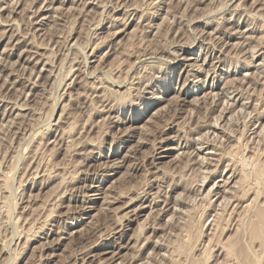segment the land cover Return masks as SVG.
Wrapping results in <instances>:
<instances>
[{
  "label": "rangeland",
  "instance_id": "rangeland-1",
  "mask_svg": "<svg viewBox=\"0 0 264 264\" xmlns=\"http://www.w3.org/2000/svg\"><path fill=\"white\" fill-rule=\"evenodd\" d=\"M0 62V264H264L228 219L264 169V0H0Z\"/></svg>",
  "mask_w": 264,
  "mask_h": 264
},
{
  "label": "bare ground",
  "instance_id": "bare-ground-1",
  "mask_svg": "<svg viewBox=\"0 0 264 264\" xmlns=\"http://www.w3.org/2000/svg\"><path fill=\"white\" fill-rule=\"evenodd\" d=\"M20 2H18L17 4H19ZM61 3H63V2H61ZM92 4V3H91ZM51 6V5H50ZM62 6H64V5H62ZM17 8V7H16ZM8 10V9H7ZM14 10V9H13ZM49 10V9H48ZM39 11H40V9H39ZM56 11H59L58 10V8H57V10ZM56 11H55V13H56ZM102 11H104V10H102ZM11 12V11H10ZM37 12V11H36ZM105 12V11H104ZM108 12V11H107ZM15 13H17V12H15ZM128 13V12H127ZM13 14V13H12ZM34 16V15H33ZM32 17V16H31ZM44 18H46V17H44ZM31 19V18H30ZM40 19V18H39ZM47 19V18H46ZM11 20V19H10ZM10 22V21H9ZM8 22V23H9ZM33 22V21H32ZM35 22V21H34ZM126 23V22H125ZM7 24V23H6ZM11 24V23H10ZM32 24V23H31ZM46 24V23H45ZM14 25V24H13ZM8 26H10V25H8ZM32 25H30V27H31ZM34 26V25H33ZM207 26V25H206ZM35 27V26H34ZM18 28V27H17ZM16 29V28H15ZM17 30H19V29H17ZM13 31V30H12ZM11 31V32H12ZM20 31V30H19ZM220 32V31H219ZM118 34V33H117ZM17 35V34H16ZM19 35H20V33H19ZM28 35V34H27ZM27 35H25L26 37H27ZM15 36V35H14ZM11 38V37H10ZM25 38V37H24ZM32 38H34L35 39V37H32ZM22 39H23V37H22ZM16 40V39H15ZM21 40V39H20ZM19 40V41H20ZM27 40V39H26ZM25 40V41H26ZM32 40V39H31ZM28 41V40H27ZM21 42V41H20ZM28 43V42H27ZM30 43V42H29ZM19 44V43H18ZM25 45V44H24ZM29 45V44H28ZM25 46H27V44L25 45ZM190 46H192V45H190ZM38 48V47H37ZM40 48V47H39ZM38 48V49H39ZM253 48H251V50H252ZM256 49V48H255ZM32 50V49H31ZM5 52H6V50H5ZM25 52V50H23V53ZM27 52V51H26ZM250 52V51H249ZM251 52H255L254 50H252ZM28 53H29V51H28ZM30 53H32V52H30ZM4 54V53H3ZM11 54V53H10ZM34 54V53H33ZM39 54V53H38ZM256 54V53H255ZM254 54V55H255ZM37 55V54H36ZM19 56H21V55H19ZM28 56V55H27ZM35 56V55H34ZM46 57V56H45ZM49 57V56H48ZM21 58V57H20ZM25 59V58H24ZM35 59V58H34ZM42 59V58H41ZM175 59V58H174ZM28 60V59H27ZM38 60V59H37ZM40 60V59H39ZM46 60L48 61V59L46 58ZM51 60V59H50ZM184 60H186V59H184ZM254 60V59H253ZM24 61V60H23ZM88 61V60H87ZM19 62V61H18ZM31 62V61H30ZM34 62V61H33ZM49 62V61H48ZM146 62V61H145ZM153 62V61H152ZM1 63V62H0ZM37 63H38V61H37ZM44 63V62H43ZM222 63V62H221ZM23 64V63H22ZM46 64V63H45ZM45 64H43V67H44V65ZM87 64V63H86ZM251 64V63H250ZM35 65V64H34ZM49 65V67L51 66V64H48ZM261 65V64H260ZM15 66V65H14ZM37 66V65H36ZM35 66V67H36ZM53 66V65H52ZM87 67V66H86ZM89 67V66H88ZM190 67V66H189ZM263 67V66H262ZM7 68H8V66H7ZM148 68V67H147ZM151 68H152V65H151ZM257 68V67H256ZM55 69V68H54ZM259 69V68H258ZM43 71V70H42ZM45 71V70H44ZM50 71V70H49ZM264 71V70H263ZM214 72V71H213ZM51 74V73H50ZM49 75V74H48ZM209 75V74H208ZM41 76V75H40ZM53 76V75H52ZM56 76V78H57V74L55 75ZM54 76V77H55ZM104 76V75H103ZM106 76V75H105ZM107 77V76H106ZM247 77V78H246ZM246 79H248V75H246ZM262 77H264V76H262ZM47 78V77H46ZM261 78V77H260ZM50 79V78H49ZM55 79V78H54ZM46 80H44V82H45ZM111 83H112V81H110ZM41 83V82H40ZM43 83V82H42ZM55 83V82H54ZM91 83V82H90ZM95 83V82H94ZM35 84V83H34ZM249 84V83H248ZM54 85V84H53ZM28 86V85H27ZM92 86V85H91ZM118 86H120V85H118ZM186 86V85H185ZM41 87V86H40ZM66 87H68V86H66ZM93 87V86H92ZM100 87V86H99ZM91 88V87H90ZM98 88V87H97ZM30 89V88H29ZM93 89V88H92ZM95 89V88H94ZM237 93V92H236ZM118 94V93H117ZM125 94V93H124ZM210 94H212V93H210ZM232 94V93H231ZM28 95V94H27ZM121 95H122V93H121ZM29 96V95H28ZM220 98V97H219ZM229 99V98H228ZM231 99V98H230ZM229 99V100H230ZM220 100V99H219ZM250 100V99H249ZM2 102V101H1ZM212 102H214L213 100H212ZM225 102V101H224ZM163 102H160V104H157V107H160V105H163L162 104ZM226 103V102H225ZM229 103V102H228ZM8 104V103H7ZM16 105V104H15ZM232 105V104H231ZM24 106V105H23ZM223 106V105H222ZM233 106H235L234 104H233ZM15 107V106H14ZM16 107H17V105H16ZM15 107V108H16ZM52 107V106H51ZM54 107H55V105H54ZM155 108V109H158V108ZM225 107H226V104H225ZM232 107V106H231ZM231 107H229V108H231ZM245 107V106H244ZM19 108V107H18ZM20 108H21V106H20ZM26 109V108H25ZM52 109V108H51ZM50 109V110H51ZM154 109V110H155ZM161 109V108H160ZM160 109L159 110H157V112H161L160 111ZM235 109V108H234ZM245 109H247V108H245ZM18 110H20V109H18ZM28 110V109H27ZM224 110V109H223ZM225 111H226V109H225ZM5 112V111H4ZM29 112V111H28ZM63 112V111H62ZM156 112V113H157ZM229 112V111H228ZM227 112V113H228ZM232 112V111H231ZM244 112V111H243ZM253 112H255L254 110H253ZM20 113V112H19ZM156 113H154V114H156ZM230 113V112H229ZM153 114V115H154ZM226 114V113H225ZM247 114V113H246ZM5 115V114H4ZM16 115H18L17 113H16ZM19 115H21V114H19ZM18 115V116H19ZM54 115V114H53ZM232 115V114H231ZM230 115V116H231ZM26 117H27V115H25ZM24 116V117H25ZM220 116H222V115H220ZM229 116V117H230ZM234 116V115H233ZM241 116V115H240ZM16 117V116H15ZM222 117H224V115L222 116ZM244 117V116H243ZM249 117H251L250 115H249ZM63 118V117H62ZM231 118V117H230ZM218 119V118H217ZM220 119H222V118H220ZM13 120H15V119H13ZM17 120V119H16ZM21 121V120H20ZM230 122H231V120H229ZM228 121V122H229ZM12 122V121H11ZM217 123H218V121H216ZM220 122V121H219ZM230 122H229V124H230ZM245 122V121H244ZM13 123V122H12ZM16 123H19V122H16ZM22 124V123H21ZM226 124H227V122H226ZM228 124V125H229ZM232 124V123H231ZM14 125V124H13ZM20 125V124H19ZM172 125V124H171ZM217 125V127H219L218 126V124H216ZM227 125V126H228ZM226 126V125H225ZM230 126V125H229ZM263 126V125H262ZM17 127V126H16ZM216 127V128H217ZM201 128V127H200ZM199 128V129H200ZM203 128V127H202ZM260 129H261V127H260ZM201 130V129H200ZM204 130H205V127H204ZM218 130V129H217ZM24 131V130H23ZM19 132V131H18ZM128 132V131H127ZM133 132V131H132ZM196 132V131H195ZM264 132V131H263ZM20 133V132H19ZM30 133V132H29ZM224 133V132H223ZM255 133V132H254ZM23 134V133H22ZM198 134V133H197ZM230 134V133H229ZM232 134V133H231ZM203 135V134H202ZM209 135V134H208ZM213 135H214V133H213ZM22 136V135H21ZM233 136V135H232ZM208 137V136H207ZM212 137V136H211ZM216 137V136H215ZM234 137V136H233ZM24 138H25V136H24ZM28 138V137H27ZM195 139V138H194ZM198 140V139H197ZM201 140H202V138H201ZM205 140V139H204ZM203 140V141H204ZM208 140V139H207ZM212 140V139H211ZM21 141V140H20ZM189 141V140H188ZM193 141V140H192ZM209 142V141H208ZM212 142H216V141H214V140H212ZM211 142V143H212ZM218 142H219V140H218ZM18 144H20V143H18ZM113 144V143H112ZM145 144V143H144ZM161 144V143H160ZM198 144H201V143H198ZM206 144V143H205ZM214 144V143H213ZM217 145H218V143H217ZM19 146V145H18ZM41 146V145H40ZM219 146V145H218ZM217 146V147H218ZM220 147V146H219ZM19 148V147H18ZM40 148V147H39ZM205 148V147H204ZM20 149V148H19ZM198 149V148H197ZM15 150V149H14ZM13 150V151H14ZM38 150V149H37ZM21 151V150H20ZM202 151V148L198 151V152H201ZM219 151V150H218ZM217 151V152H218ZM12 152V151H11ZM197 152V151H196ZM209 152V151H208ZM14 153V152H13ZM17 153V152H16ZM195 153V152H194ZM201 154V153H200ZM204 154V153H203ZM214 155H216V154H214ZM20 156V155H19ZM193 156V155H192ZM220 156V155H219ZM198 158V157H197ZM192 159H193V157H192ZM222 159V158H221ZM197 160H200V159H197ZM210 160V159H209ZM217 160V159H216ZM193 161V160H192ZM202 161V160H201ZM203 161H204V158H203ZM214 161V160H213ZM220 162L222 161V160H219ZM190 162V161H189ZM196 162V161H195ZM205 162V161H204ZM197 163V162H196ZM200 163V162H199ZM208 163V162H207ZM211 163V162H210ZM201 164V163H200ZM216 164V163H215ZM199 165V164H198ZM197 165V166H198ZM213 165V164H212ZM218 165H219V163H218ZM223 165V164H222ZM207 166H209V165H207ZM223 167V166H222ZM109 168H110V166H109ZM114 168V167H113ZM195 168V167H194ZM201 168H202V166H201ZM227 168V167H226ZM231 168V167H230ZM38 169V168H37ZM198 169V168H197ZM206 169V168H205ZM215 169H217V168H215ZM228 169V168H227ZM199 170V169H198ZM204 170V169H203ZM218 170V169H217ZM216 170V171H217ZM112 171V170H111ZM110 171V172H111ZM212 171V170H211ZM259 171V172H258ZM257 172L258 173H256V179H257V182L256 183H254V184H251L250 183V185H249V182H247L249 179H250V177H249V179H248V177H247V175L249 174H247V175H244V176H246V177H242L243 178V181L241 180V181H239L240 183H242L241 184V187H240V185H239V187H237L236 186V183H235V185H233V186H236L237 187V191L235 192V193H233V196L231 195L230 197H233L232 198V200L234 201V200H236L235 202H238V204H237V206H235L234 208L236 209V210H234L233 209V211H232V214L230 213L229 214V218L228 219H232V222H234V220H237V222L240 220V223L238 222L237 224L239 225V228H237L238 230H236V231H241L242 232V234H243V236H246V231L247 232H249L250 231V235H249V237H250V239H251V243L252 244H255V245H257L259 248H258V250H263V253H264V195L260 192V191H255V188H256V185L257 186H259L260 185V182L261 183H263L264 184V169L263 170H258ZM213 172V171H212ZM232 172L233 173H235L233 170H232ZM203 173V172H202ZM209 173V172H208ZM207 173V174H208ZM218 173V172H217ZM2 174V173H1ZM38 174V173H37ZM212 174V173H211ZM232 174V173H231ZM243 174V173H242ZM3 175V174H2ZM236 175V173L235 174H233V176H232V178H234V176ZM97 176V175H96ZM202 176V175H201ZM208 176V175H207ZM237 176V175H236ZM239 176H240V174H239ZM248 176H251V174L250 175H248ZM36 178V177H35ZM98 178V177H97ZM202 178H205V176H203ZM209 178V177H208ZM231 178V177H230ZM241 178V177H240ZM246 178H247V180H246ZM255 179V180H256ZM227 180V179H226ZM228 180H230V179H228ZM233 180V179H232ZM235 180V179H234ZM201 181V180H200ZM246 181V182H245ZM149 182V181H148ZM180 182V181H179ZM204 182V181H203ZM237 183V184H240V183ZM225 183V182H224ZM229 183V182H228ZM244 183H246V184H248L249 186V188L247 189L246 188V190H244L245 189V185H244ZM227 184V183H226ZM231 184V183H230ZM214 185H216V184H214ZM213 185V186H214ZM178 186V185H177ZM197 186V185H196ZM227 186H228V184H227ZM148 187V186H147ZM214 187H216V186H214ZM243 187V188H242ZM246 187H247V185H246ZM255 187V188H254ZM217 188V187H216ZM220 188V187H219ZM235 188V187H234ZM242 188V189H241ZM174 189V188H173ZM238 189H241V190H238ZM258 189V188H257ZM210 190H211V188H210ZM229 190V189H228ZM192 191V190H191ZM195 191V190H194ZM209 191V190H208ZM207 191V192H208ZM212 191V190H211ZM210 191V193H211V195L214 193L215 195L214 196H217L218 195V192H211ZM214 191H216V190H214ZM240 192L239 194H237L236 195V193L237 192ZM242 191V192H241ZM186 192V191H185ZM199 192V191H198ZM201 193V192H200ZM210 193H207L208 194V196L207 195H205L207 198H209V197H212L211 195L209 196V194ZM253 194L254 195V198H253V200H251L252 201V203L250 202V204H248V205H246L244 208H243V203L244 202H246V201H248L249 199L246 197L247 195L246 194ZM143 194V193H142ZM229 194V193H228ZM232 194V193H231ZM181 195V194H180ZM198 195V194H197ZM120 197V196H119ZM188 197V196H187ZM186 197V198H187ZM198 197V196H197ZM197 197H196V200H197ZM113 198V197H112ZM141 198V197H140ZM178 198V197H177ZM177 198L175 199V201L177 200ZM182 198L183 197H179V201L178 202H183L182 201ZM186 198H185V200H186ZM194 198V197H193ZM203 198V197H202ZM229 198V197H228ZM245 198H247L248 200H246L245 201ZM262 199V202L260 203V204H258L259 206H257V207H259L258 208V210L256 211V212H254L253 213V209H254V207L252 206V205H254L253 204V202H255V203H257L258 201H259V199ZM199 199V198H198ZM201 199V198H200ZM224 199V198H223ZM260 199V200H261ZM90 200V199H89ZM174 200V199H173ZM203 200V199H202ZM226 200V199H225ZM231 200V201H232ZM115 201V200H114ZM133 201V200H132ZM131 201V202H132ZM169 201V200H168ZM190 201V200H189ZM201 201V200H200ZM227 202H228V200H226ZM241 201H244V202H241ZM177 202V201H176ZM177 202V203H178ZM212 202V201H211ZM241 202V203H240ZM187 203V202H186ZM191 203H192V200H191ZM224 203H226L224 200H223V205H224ZM175 204V203H174ZM195 204V203H194ZM222 204H220V205H222ZM227 204V203H226ZM229 204L231 205V203L229 202ZM235 204V203H234ZM188 205V204H187ZM209 205V204H208ZM228 205V204H227ZM226 205V206H227ZM241 205V206H240ZM256 205V204H255ZM128 206V205H127ZM177 206H178V204H177ZM190 206V205H189ZM225 206V207H226ZM229 206V205H228ZM239 206V207H238ZM250 206H252L253 208H251ZM183 207V206H182ZM220 207H222V206H220ZM232 207V206H231ZM178 208H180V207H178ZM229 208V207H228ZM190 209H191V207H190ZM222 209H223V207H222ZM221 209V210H222ZM173 210V209H172ZM226 210H228L227 208H226ZM242 210V211H241ZM138 211V210H137ZM141 211V210H140ZM139 211V212H140ZM170 211V210H169ZM176 211H178V210H176ZM175 211V212H176ZM225 210H223V212H224ZM239 211H241V212H239ZM132 212V211H131ZM133 212H136L135 210L133 211ZM180 212H181V210H180ZM179 212V213H180ZM138 213V212H137ZM183 213H184V211H183ZM182 213V214H183ZM188 213V212H187ZM217 213V212H216ZM219 213V212H218ZM218 213L216 214V215H218ZM221 213V212H220ZM233 213H235V214H233ZM135 214V213H134ZM186 214V213H185ZM222 214V213H221ZM224 214V213H223ZM179 215V214H178ZM220 215V214H219ZM226 215V214H225ZM125 216V215H124ZM173 216H174V214H173ZM184 216V215H183ZM232 216V218H230ZM171 217V216H170ZM176 217V216H175ZM177 217H179V216H177ZM182 217V216H181ZM219 217V216H218ZM218 217H217V219H216V222H214V223H217L218 224ZM221 217H223V216H221L220 215V219H221ZM238 218V219H235V218ZM127 218V217H126ZM172 219V218H171ZM225 219V218H224ZM227 219V218H226ZM225 219V220H226ZM169 220H170V218H169ZM176 220H178V219H176ZM222 220V219H221ZM230 220H228L227 222L229 223V221ZM120 221V220H119ZM128 221H129V219H128ZM179 221V220H178ZM220 221V220H219ZM224 221V220H223ZM169 222V221H168ZM173 222V221H172ZM176 222V221H175ZM180 222V221H179ZM178 222V223H179ZM236 222V221H235ZM168 224H170V222L168 223ZM172 225H173V223H171ZM180 224V223H179ZM226 224V223H225ZM231 224V227H232V223H230ZM229 224V225H230ZM214 225H216V224H214ZM248 225V226H247ZM171 226V225H170ZM177 226V225H176ZM237 226V225H236ZM246 226H247V229L249 228L250 230H246L245 231V229H246ZM217 227H219V226H217ZM173 228V227H172ZM176 228V227H175ZM225 228H227V227H225ZM169 229V228H168ZM171 229V228H170ZM228 229V228H227ZM173 230V229H172ZM226 230V229H225ZM224 230V231H225ZM154 231V230H153ZM161 231H162V229H161ZM232 232V231H231ZM110 234V233H109ZM238 234H240V233H237V235ZM209 241V240H208ZM228 241V240H227ZM230 241V240H229ZM228 241V243H220L219 245L218 244H216L215 245V247H216V249L219 247L220 248V250L222 251V253H221V255H218L217 256V260L219 259V258H221L222 257V255H224L225 257V263L224 264H235V263H237V261H236V257L233 255V250H234V246H235V242H233V240L232 241H230L229 242ZM151 243V242H150ZM158 243V242H157ZM163 243V242H162ZM153 244V243H152ZM213 243H212V240L210 239V242L208 243V245L207 244H205V248H203L205 251L203 252V253H213L214 252V247H212V246H210V245H212ZM164 245V244H163ZM214 245V244H213ZM157 246V245H156ZM161 247H162V245H160ZM182 246H184V245H182ZM204 246V245H203ZM160 247V248H161ZM179 248V247H178ZM162 249V248H161ZM182 250H183V248L181 249V247L177 250L178 251V253H179V255H181L182 254ZM91 252V251H90ZM89 252V253H90ZM154 252H152V254H153ZM205 253V254H206ZM210 253V254H211ZM218 253V252H217ZM161 254V253H160ZM214 254V253H213ZM220 254V253H219ZM166 255V254H165ZM155 256V255H154ZM161 256V255H160ZM152 257V256H151ZM159 257V256H158ZM162 257H163V255H162ZM154 258V257H153ZM167 258V257H166ZM84 259V258H83ZM156 259V258H155ZM161 259V258H160ZM159 259V260H160ZM169 259V258H168ZM201 259V258H200ZM155 262V261H154ZM154 262H152V263H154ZM156 263V262H155ZM213 263V262H212ZM75 264V263H74ZM188 264H206L205 262H203V261H201V260H199V259H193L190 263H188ZM242 264H253V261H251L250 260V257L249 256H246L245 258H244V260H243V263Z\"/></svg>",
  "mask_w": 264,
  "mask_h": 264
}]
</instances>
